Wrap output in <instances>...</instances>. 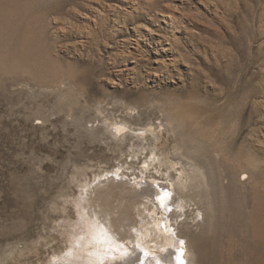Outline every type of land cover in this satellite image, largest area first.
<instances>
[{"label": "rangeland", "instance_id": "1", "mask_svg": "<svg viewBox=\"0 0 264 264\" xmlns=\"http://www.w3.org/2000/svg\"><path fill=\"white\" fill-rule=\"evenodd\" d=\"M152 154L202 167L196 264H264V0H0V264H52L87 209L140 228Z\"/></svg>", "mask_w": 264, "mask_h": 264}, {"label": "bare ground", "instance_id": "2", "mask_svg": "<svg viewBox=\"0 0 264 264\" xmlns=\"http://www.w3.org/2000/svg\"><path fill=\"white\" fill-rule=\"evenodd\" d=\"M108 127L114 136H123L131 131L130 128L126 125H121L119 122L111 123ZM147 132L148 130H144L142 133H134L137 136L146 137L148 135ZM157 160H159L158 162L160 164L157 162L159 166L155 167V169L159 175L157 177L156 175H151L148 179L144 174L145 176H141L142 178L137 181L138 186L141 185V189L136 192H131L129 196L126 193L125 196L129 201H136L138 196L146 197L147 195L149 196L147 197L149 198L148 202L154 206V212L148 208L149 212H151H148L146 217L144 215L146 219H143L144 222L142 223L144 224L140 228L135 229L133 233L128 232L125 234L124 232H119L112 228V224L114 223L107 222L103 217L101 218L100 216L97 219L92 218V214L89 213L90 209H87L85 204H81L82 208L84 207L89 210L88 212L84 210V213H82L83 211L80 213L81 220L77 223L84 229L75 235L74 241L69 246L70 249L67 253L58 255L57 258L55 257L52 264H196L192 254L190 240L185 236L186 232H183L179 224L183 221L180 217L186 214V209L189 206L187 201L182 198V195L191 186L190 180L193 179L195 182L194 179L198 175L203 177L202 167L189 161L191 163H189L191 169L188 171L187 167L180 161L170 163L166 158H157L156 154H152L150 160H146L145 172ZM164 163L167 166L166 171L159 168L162 167V164L164 166ZM171 169L177 170V179L172 177L173 172ZM117 177L121 179L123 177L120 168L113 170L112 174L105 173L104 181H107V183L113 182ZM96 183L99 182L97 181ZM96 185L93 184V187L97 188ZM91 187V185L84 187L86 194L89 195V199L91 197ZM126 211L128 210L126 209ZM126 211L123 210L124 213ZM196 215L199 224L201 220L202 223H206V218L200 211ZM122 216H125V214ZM187 233L189 234L188 231ZM125 236L130 239L124 240L126 239ZM161 242L164 245H161Z\"/></svg>", "mask_w": 264, "mask_h": 264}]
</instances>
